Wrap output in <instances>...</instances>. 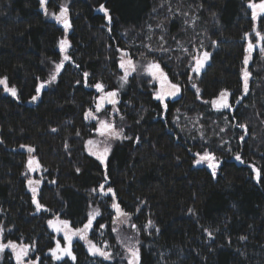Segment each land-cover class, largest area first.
I'll return each instance as SVG.
<instances>
[{
    "label": "trees",
    "instance_id": "16d2710c",
    "mask_svg": "<svg viewBox=\"0 0 264 264\" xmlns=\"http://www.w3.org/2000/svg\"><path fill=\"white\" fill-rule=\"evenodd\" d=\"M66 1L67 33L44 14L39 0H0V78L7 77L18 93L13 97L0 85V240L34 245L31 259L39 264H127L112 231L113 199L99 190L105 184L139 229L140 264H264V55L259 48L251 54L244 96L245 49L248 39L256 42L258 25L249 0H49L48 10L58 11ZM101 4L109 9L110 25L97 11ZM169 7L187 15L169 14ZM161 22L163 30L156 27ZM65 36L70 48L62 52ZM118 49L136 61L160 62L180 85L181 95L164 101L167 110L138 72L120 87ZM203 51L211 55L196 75L192 56ZM61 61L63 68L49 83ZM97 82L105 91L118 90V111L109 113L128 137L116 140L103 164L86 143L96 135L97 121L86 120L85 113L101 96ZM222 90L231 93L233 111L208 108ZM107 108L112 110L101 112ZM29 146L35 151L29 153ZM205 150L220 162L215 177L194 163ZM31 156L41 165L32 178ZM252 165L261 172L259 182ZM29 179L40 181L37 199L47 210L36 211ZM92 206L101 210L92 237L105 230L102 238L114 245L112 258L94 257L76 242L75 261L54 260L49 252L56 236L48 221L59 217L82 227ZM0 264H16L11 251L0 253Z\"/></svg>",
    "mask_w": 264,
    "mask_h": 264
},
{
    "label": "snow or ice",
    "instance_id": "6c2138e0",
    "mask_svg": "<svg viewBox=\"0 0 264 264\" xmlns=\"http://www.w3.org/2000/svg\"><path fill=\"white\" fill-rule=\"evenodd\" d=\"M49 0H39L40 8L44 10V14L46 16L51 15L52 18H54L58 23H61L63 25L65 33H67L68 29L71 27V24L68 19V8L66 5H61L59 8L58 13H49L48 11V4ZM203 5H201L202 7ZM161 7H164V4H161ZM249 9H251V19L253 22H258V25H264V0H249V3L247 5ZM98 12L103 13L104 17L106 18L108 24L110 25L112 23V17L110 15L109 9L105 7L104 4L99 5ZM155 11V9H154ZM169 14L177 15V14H183L187 15V13H180L179 10H177L176 13H172L171 7L168 8ZM187 23V21H185ZM253 28V31L255 33L256 37V43L254 44L251 39H248L249 34H245V38L248 39V44L245 49V52L247 55H245L243 64L244 68L242 69V80H243V95L246 96L249 92V79L251 77V73L248 71L247 66L249 64V61L251 59V54L254 51V49L259 46V50L262 55H264V32H261L259 30V26ZM151 30V25L148 26ZM157 28H160L163 30V23H159L156 25ZM111 29H109L110 31ZM149 39L151 37L149 36ZM160 40L162 42L164 41L163 35L160 37ZM215 43V42H213ZM70 46L69 41L64 38L59 41V47L62 52L66 51V49ZM148 47L149 51H152L150 45L146 46ZM161 50L162 51H168V49L163 48V44H161ZM118 51L121 52V58L119 61V68L123 71V75L120 76V81L122 82L120 84V87L123 88L124 84L128 82L129 76H131L133 73L137 71V64L134 62L131 57L129 56V53L124 50L118 49ZM185 52H187V49H184ZM210 53L208 51H203L197 55L192 56V63L190 64V71L192 73H195L196 75H199L201 73V70L205 67V64L210 58ZM70 60V57L68 55L64 56V61ZM64 61H61L60 63L55 64V71L51 74L49 83L52 81H55L57 76L59 75L61 69L63 68ZM143 71L150 76L153 80L159 82L160 88L155 93L154 98L163 104L164 109L167 110V104L164 103L166 97H175L180 92V85L176 83H172L167 74L162 70L161 65L159 62H156L154 60H150L146 63V65L141 66ZM85 77L88 76V73H84ZM192 77H189V80H191ZM0 85L4 86V91L11 94L13 97H17V89L15 87H9L7 83V77L0 78ZM45 85L43 83L39 84L35 91L37 95H34L32 97V100L35 101L38 98V95L41 92V89ZM194 88H196V95L199 99V93L200 89L196 87L195 84L192 85ZM94 87L97 89L98 92L102 93V95L99 97L98 102L95 104V109H89L85 113V119H91L97 121V126L95 127V131L98 136L103 137L104 139L101 141L96 140H88L87 147L90 155H93L98 159L102 164L105 163L108 153L110 151V144L108 143L112 139H119V138H128L123 137L122 129H118L114 122L106 120V119H100L96 113H99L102 111L103 105L105 103L115 105L118 103L117 96H118V90L113 91H105V86L97 82ZM231 93L227 90H222L219 93V96L211 101V106L217 110L220 109H231L232 105L229 103V96ZM243 99V96L240 98ZM237 103L240 102L238 99L236 101ZM207 103V102H206ZM118 111V109H117ZM179 111V110H177ZM123 117H121L122 119ZM238 127L244 128L245 133L247 131L246 125L240 124ZM55 131V129H53ZM77 135H79V132H77ZM241 140L244 139L243 136L240 137ZM102 146V147H101ZM21 147H25L24 145H21ZM67 147V145H66ZM27 151L29 153H32L35 151L32 147H27ZM195 156L197 157L194 160L195 164H202L206 163L207 167L211 169L213 177L217 174V169L219 167V161L215 157L213 153H210L209 151L205 150L202 154L196 153ZM235 159L238 161H241V156L237 154L235 156ZM242 162V161H241ZM40 167L39 162L36 160L35 157H30L27 161V168L30 172H35ZM252 170L255 173V178L259 182L261 179V172L259 169L255 167V165H252ZM77 172H79V169H77ZM108 177L105 173V183H107ZM40 181H34L32 179L28 180V185L30 187V190L32 192V202L36 206V211L39 212L41 210H47L44 205H42L39 200L37 199V187H34L33 185L38 186ZM54 183V181H53ZM99 190L101 194L103 195H110L113 199V203L111 207L115 210L116 218L114 219L113 223H119L120 225H126L129 224L131 219V214L128 212H125L121 209L120 204L116 202L115 199V192L111 187H108L105 190V184L99 185ZM93 191H96L93 189ZM189 212H194L193 209H189ZM100 213L98 210H94L93 212H90L87 218V222L83 224L82 227L79 228H73L70 225V222L68 220H60L58 217L55 220H49L48 224L49 226L57 233H63V240L65 242L64 246H61V243L59 240L56 241L55 247L50 249L51 257L54 260H61L64 257H70L73 261H75L76 257L72 252V244L73 239L78 237L80 240H83L86 242L88 246V251L93 256H100L105 260H109L112 258V253L107 250L109 247L108 244L105 242L104 246H98L96 243H94L92 240L88 239V233L92 229L93 221L96 216H98ZM148 227L152 226V222H148ZM101 228L105 227L104 225L100 226ZM131 227L137 231L139 229L137 228V225L131 224ZM113 232L119 233L120 229L117 227L112 228ZM159 231V229H157ZM207 231V230H205ZM3 236V228H0V237ZM208 236L212 237V232H208ZM241 239H246V237H241ZM127 240L129 241L127 244H125L126 252H127V264H140V250L137 247L138 241L136 243H131L133 240V237H128ZM120 243H124V241H119ZM6 249H10L12 253H14L16 264H39V259L32 260L29 259V252L31 250H34V245H28V244H18L14 241H7L6 243L0 240V253L4 252Z\"/></svg>",
    "mask_w": 264,
    "mask_h": 264
},
{
    "label": "rangeland",
    "instance_id": "374dc122",
    "mask_svg": "<svg viewBox=\"0 0 264 264\" xmlns=\"http://www.w3.org/2000/svg\"><path fill=\"white\" fill-rule=\"evenodd\" d=\"M62 5H66L67 6V8H68V3H67V1L66 2H63V4ZM49 11V10H48ZM59 12V10L58 11H55V12H53V11H49V13H58ZM68 16H69V8H68ZM48 17L49 18H51L52 20H54V21H56L54 18H52V16L51 15H48ZM69 18V17H68ZM57 22V21H56ZM58 23V22H57ZM65 38L67 39V36H65ZM68 40V39H67ZM69 41V40H68ZM256 42H254V44H255ZM69 48L70 47H68L67 49H66V51H64V52H67L68 50H69ZM256 48H259V46H257ZM255 48V49H256ZM253 58V57H252ZM132 59V58H131ZM133 60V59H132ZM134 62H136V64H137V71L135 72V73H139L140 74V76L141 77H143L145 80H150L149 81V86L150 87H154V90H153V92H154V95H155V93L159 90V88H160V85H159V82H157V81H155V80H153L150 76H148L144 71H143V69H142V65H146V63L148 62V61H142V62H140V61H136V60H133ZM150 61V60H149ZM160 63V62H159ZM160 65H161V68H162V70L165 72V69L163 68V66H162V64L160 63ZM205 66H206V64H205ZM205 68V67H204ZM203 68V69H204ZM203 69L201 70V73H202V71H203ZM122 71V70H121ZM135 73H133V74H135ZM166 73V72H165ZM201 73L199 74V75H201ZM132 74V75H133ZM123 75V71H122V74H121V76ZM130 77V76H129ZM170 80V79H169ZM250 81V80H249ZM122 82L120 81V84H121ZM173 83V82H172ZM249 84H250V82H249ZM3 86V85H2ZM181 92H182V90H181V88H180V92H179V95H181ZM99 94L100 95H102V93H100L99 92ZM179 95H178V97H179ZM170 99H174V97H169ZM169 98H165V101L167 100V99H169ZM120 99V98H119ZM118 104H119V102L115 105V107H113V105H112V110H108V108L106 109V111H103V112H99V113H96V115H98L99 116V118L100 119H106V120H109V121H112V122H114V120H113V116L114 115H112V113H109V112H111V111H117V106H118ZM231 104H232V100H231ZM238 104V103H237ZM208 108H211L212 110H214V111H216L217 113H219V112H222V110H217V109H215V108H213L212 106H211V104H210V106L208 107ZM235 109V106L234 105H232V110L231 111H233ZM182 110V109H181ZM181 110H179L180 111V113H178L179 114V116H182L183 115V113H181L182 111ZM115 113V112H114ZM195 118H197V117H195ZM89 120H91V119H89ZM115 123V122H114ZM116 125V124H115ZM200 127V129L202 128V125L201 124H199L198 125V128ZM118 128V127H117ZM191 128H193V126H191ZM119 129V128H118ZM92 140H96V141H101V140H103L104 138L103 137H100V136H98L97 135V133H96V135L93 137V138H91ZM119 139H121V138H119ZM116 140L117 139H112V140H110L108 143L110 144V151H111V149H112V147L114 146V144L116 143ZM102 147V146H101ZM87 150H88V147H87ZM109 151V152H110ZM89 152V151H88ZM202 154V153H201ZM31 157H35V156H31ZM36 158V160L39 162V160L37 159V157H35ZM218 160V159H217ZM39 165H40V163H39ZM196 166H200V167H206L209 171H211V169H209L208 167H207V164L206 163H202V164H196ZM219 166H220V164H219ZM28 169V168H27ZM41 170V165H40V167L35 171V172H30L29 170H28V174H29V177L30 178H32L34 175H36V174H38L39 173V171ZM212 172V171H211ZM219 174V167H218V169H217V174H216V176ZM34 187H37V190L39 189V185L38 186H36V185H33ZM94 210H98L99 211V213L101 214V210L97 207V206H92L91 208H90V212H93ZM89 212V213H90ZM100 214L98 215V216H96L95 217V219H94V221H93V226H92V229L89 231V233H88V239H90V240H92L94 243H96L98 246H101V247H103L104 246V244H105V242L108 244V248H107V250L108 251H110L111 253H112V256H113V253H114V249H113V244H111L112 242L110 241V238L109 237H105V238H102L104 235H105V230H101V231H99V233L97 234V236L95 237V239H93V237H92V235L95 233L94 232V225H95V221H96V219L100 216ZM57 217H54L52 220H55ZM59 218V217H58ZM60 220H65V219H61V218H59ZM114 221V220H113ZM131 224H133L131 221L129 222V224H126V225H120L119 223H116V224H114L113 223V225H112V228L113 227H117V228H119L120 229V231H119V233H117V232H115L116 233V237H117V242L120 244V245H122L123 246V248H124V250H125V252H126V248H125V244H127L129 241L127 240V238L128 237H133V240L131 241V243H136L137 241H138V238H137V231L135 230V229H133L132 227H131ZM49 225V224H48ZM70 225H71V223H70ZM72 226V225H71ZM49 228L51 229V231L53 232V233H55V238H56V241L57 240H59L60 241V243H61V246H64V244H65V242H64V240H63V233H57V232H55L50 226H49ZM119 241H124V243L122 244V243H120ZM76 242H82L83 243V245L85 246V248L88 250V246H87V244H86V242L85 241H83V240H80L78 237H76V238H74L73 239V244H72V252H73V254H74V244L76 243ZM111 242V243H110ZM6 243V242H5ZM56 244V243H55ZM139 243L137 244V247L139 248ZM55 247V246H54ZM6 250H9V251H11L10 249H6ZM12 252V251H11ZM89 252V251H88ZM50 253V252H49ZM31 255H32V251H30L29 252V259H31ZM126 257H127V252H126ZM12 256H14V253H12ZM93 256V255H92ZM94 257H97V256H94ZM100 257V256H99ZM66 258H68V259H71L70 257H64L63 259H61V260H64V259H66ZM102 258V257H101ZM61 260H57V261H61ZM72 260V259H71ZM110 260V259H109Z\"/></svg>",
    "mask_w": 264,
    "mask_h": 264
},
{
    "label": "flooded vegetation",
    "instance_id": "af4514ba",
    "mask_svg": "<svg viewBox=\"0 0 264 264\" xmlns=\"http://www.w3.org/2000/svg\"><path fill=\"white\" fill-rule=\"evenodd\" d=\"M60 25H62L61 23H59ZM63 26V25H62ZM118 99V98H117ZM107 104V103H106ZM104 107H112V105H110V104H107V105H105Z\"/></svg>",
    "mask_w": 264,
    "mask_h": 264
},
{
    "label": "water",
    "instance_id": "95a60500",
    "mask_svg": "<svg viewBox=\"0 0 264 264\" xmlns=\"http://www.w3.org/2000/svg\"><path fill=\"white\" fill-rule=\"evenodd\" d=\"M42 11H43V9H42ZM177 95H178V94H177ZM177 95H176V96H177ZM176 96H175V97H176ZM169 97H171V96H169ZM166 98H167V97H166ZM117 100H118V99H117ZM105 105H107V104L105 103V104L103 105V108H104Z\"/></svg>",
    "mask_w": 264,
    "mask_h": 264
}]
</instances>
